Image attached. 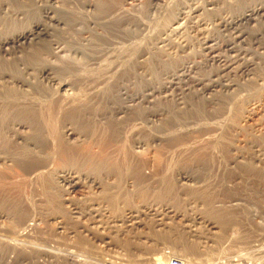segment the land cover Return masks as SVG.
<instances>
[{
  "label": "rangeland",
  "instance_id": "obj_1",
  "mask_svg": "<svg viewBox=\"0 0 264 264\" xmlns=\"http://www.w3.org/2000/svg\"><path fill=\"white\" fill-rule=\"evenodd\" d=\"M114 1L116 4L117 0ZM172 1L168 0L167 2L166 0V2L158 3L159 5L156 7H146V0L145 2L144 0H118V3L121 2V8L124 9H121L122 17L125 18V21L121 18L120 29L122 28V30L98 35L99 32H102L101 27H96L90 20L89 28L87 22L82 19L85 18L88 21L98 18L99 6L97 3L99 0H32V3L30 0H0V39L8 38L11 34L22 33L38 22L47 24L46 32L48 33L20 45H9L6 50L0 51V92L6 90L7 93L20 92L24 94L33 91V89L35 91V86H37L36 89H40L42 94L53 91L58 94L60 93L57 86L59 81L61 79L67 81L68 77L67 82L71 81L70 83L73 85L69 83L66 92L84 93L82 96L87 99L91 97L90 95L93 99V96L101 89L103 90L108 83L112 84L111 81L114 82L113 88L115 89L117 83V88H121L122 92L125 84L124 88L126 89L125 86H127L128 94H134V91H136L135 93L143 91L154 86L155 83V86H159L161 84L159 78H164L162 83L165 81L163 71L164 68L170 66L168 64H173L176 61L178 63L180 59L193 61L199 58L196 53L197 40L191 39L190 43L185 45L188 48L183 47V51L171 48L169 49L171 55L163 54L166 53L165 51L159 53L160 59L164 55L161 61L168 62L157 68L159 78H157V70H155L156 76L154 69L151 71L149 68L146 69L147 54L144 52L148 48L149 50L153 49L150 46H153L152 43H155L154 40L164 28L167 20L165 16H169L171 9L174 10L175 3L180 0ZM62 11L64 12L62 13ZM61 14L64 17L60 16ZM123 14H127V18ZM127 22L129 24L132 22L130 25L135 23V29H132L134 26H128ZM90 23L93 24L90 25ZM138 25L143 27L139 28ZM101 42L103 46L99 45ZM87 45L93 49L89 46L86 47ZM98 47H100L99 50ZM104 47H107L108 50L102 49ZM33 48L34 50H32ZM110 49H113V53L115 52L114 57L111 56L113 62L124 61L125 57V63L127 59L129 60L127 61L128 66L125 64L126 66L123 67L125 70L130 67L129 63H133V60H138V58L139 62L142 60L143 64L141 63V68L136 72L137 75L142 74L140 76H143L140 81V76H136L132 71L123 72L127 76L121 74L120 72L124 70L122 67L118 69L117 74H115L117 71L109 73L111 72L109 69L106 72L104 70L105 73L102 70L99 71L100 68H97L98 65H96L97 61L106 57L109 54L108 51H111ZM136 50L142 51L143 54L141 52L139 54V51ZM27 53H29L28 57ZM131 54L135 57L139 56L132 59ZM95 60L97 61L95 62ZM69 61L75 70L80 65H84L87 67H83L84 69L92 67L89 70L94 72L88 74L84 71L83 75L81 74L83 71L75 74L74 70L72 72L74 74L71 75L72 73L67 69L65 71L69 74L59 71V68L60 70L64 69L65 63ZM122 61L118 62L121 64L120 66H124ZM6 63L9 64V68L7 66L4 69ZM10 66L15 71L10 69ZM160 68L161 70H159ZM95 71L100 75L97 76ZM208 71H210L209 67L199 73L204 74ZM138 72L140 73L138 74ZM16 73L19 75H15ZM85 73L91 76L87 77ZM106 73L107 75H105ZM113 74L116 77H113ZM101 75L108 77L102 79L105 77ZM122 75L127 79H124ZM10 76L16 77V80L13 79L14 77L11 79ZM80 76L84 78L80 79L82 83L85 78L87 81L92 77L91 83L85 81L82 84L78 79ZM95 76H97L96 80ZM118 76L121 77L120 80H118L120 78ZM113 78L117 80L113 81ZM22 79L24 80L23 85L21 84ZM76 79L82 85H78L79 82L75 83ZM104 80L107 82L104 83ZM145 81L146 83H144ZM92 82L95 83V87ZM70 86L71 88L74 86L73 89L70 90ZM88 88L91 90L95 88L94 92L89 91ZM114 89L112 90L114 91ZM132 90L134 91L132 92ZM116 92H112L111 100L107 101V106L112 104L108 106L109 110L107 107L106 110L102 109V112L100 109V112L97 110L96 118L99 122L106 121L105 119L110 113H112L110 115L115 114L119 101L115 96ZM178 93H180V89L173 88L161 92L155 91L153 97L156 96L162 103L166 99H172V96ZM222 96L224 98L223 94ZM221 97L219 96V99ZM113 98H117V100ZM221 101L224 100L221 98ZM224 103L225 106L219 111L220 115L216 113L215 116L205 118L199 111L195 112V115L192 114L194 116L189 114L185 122L175 126L177 129H175L174 136L177 135L178 140H174L175 137H173L167 141L169 139L167 132L156 127L158 119L150 123L151 125L148 122H146L147 125L144 123L140 127L132 125L133 118L138 115V110L132 108L128 117L134 116L133 120L129 118L131 121L128 120V122L130 121L129 125L124 128L126 137L118 133L121 139H117L116 135L111 138L112 140L105 139L108 142L101 141L99 140L101 131H98L99 136L95 137L99 140V142L96 141L98 144L94 146L87 144L86 146L83 142L82 147L79 146L80 149L86 146V151L89 152L94 162L106 160L104 162L106 164L109 159H112L107 165H114L113 167L117 166L115 163L113 164V160L119 159L118 161H120L122 157L128 156L127 162L138 166L139 175L145 179L140 180V183H134L135 177L129 175L131 178L127 179L128 183L124 184L126 179L118 178L115 171L105 172L103 169H97L96 172H93L87 164L69 163L63 167V172L68 175L76 174L74 176L79 178V182L77 187L66 188L67 184L54 176L59 171L55 168L61 164L58 163L59 159L57 158L50 165L56 173L52 171L53 179L50 177V182H47L44 178L46 172H40L34 176L27 168L23 170L10 159V156L8 157L12 148H15V143L14 138L10 136L11 132L9 133L5 129L6 131L4 130L0 137V153L2 152L0 154V264H160L156 260L157 257H161L168 263L171 258H176L183 261L184 264H264V75L257 84L249 85ZM144 105L147 106V104ZM149 107L151 108L147 109ZM153 107H155L154 103L148 105L146 109L149 112ZM134 113L135 115H133ZM98 114L100 115L98 116ZM118 116L115 118L121 120ZM67 122L64 124H69V126L73 124ZM61 124L65 126L61 120H58L56 123L57 132L60 133L64 130L65 133ZM76 127L74 128L76 133L74 139L79 142L83 139L82 133H85V130ZM136 127L139 128L136 129ZM76 129L78 130L76 131ZM158 134L161 135L162 140H154ZM76 135L79 137L77 138ZM139 135L143 144L139 148H134L133 142L138 139ZM120 149L122 150L120 151ZM47 150L49 151V149ZM177 172H184L188 180H181ZM43 174L44 176H42ZM35 177L37 180L34 179ZM162 177L164 180L160 181ZM49 184H51V188Z\"/></svg>",
  "mask_w": 264,
  "mask_h": 264
},
{
  "label": "bare ground",
  "instance_id": "obj_2",
  "mask_svg": "<svg viewBox=\"0 0 264 264\" xmlns=\"http://www.w3.org/2000/svg\"><path fill=\"white\" fill-rule=\"evenodd\" d=\"M30 1L32 3V0H30ZM38 1H40V0H38ZM144 2H145V0H144ZM146 2H147V3H145V4H147L146 7L147 6L156 7V5H159L158 3L166 2V0H146ZM167 2H168V0H167ZM114 3H115L114 0H99V2L97 3L99 6L98 18L93 20V18L89 19L86 17L89 20L87 21L84 18V19H82V21L87 22V26H89L88 22L90 20H92V22L94 24L90 23V25L93 24V25H96V27H101L102 32L101 33L99 32L98 35L107 34V32H112V33H114L115 31L119 32V29L121 27L120 25L122 24L121 18H123L122 14H121V9H122L121 8V2L118 3V0H117V3L116 4H114ZM92 5H94V4H92ZM174 6H175L174 10L172 11V9H171V11H170L171 13L170 12H169L170 14L168 13L169 16L168 17L165 16L167 20L166 21L164 20L166 22V24H164V26H163L164 28L163 29L161 28L162 30L160 31L156 40H154L155 43H152L153 46H150L153 49L150 48L151 50H149V48H148L149 52L145 53L148 50H146L144 52V54H147V56L145 55L147 57V59H146L147 68L146 69L149 68L150 71H151V69H154V74H155V70H157L156 72L158 75L159 71L157 68H159L160 65H165V63H168L165 61L163 62V60L161 61V59L164 57V55L160 59L159 53H162L165 51L166 53H163V54L171 55L170 50H169L171 48L175 49V50L179 49V50L183 51L182 48L186 47L185 46L186 43L189 44L191 39L197 40V46H198L197 48L198 49H197L196 53L199 55L198 59L193 60V61H183L180 59L178 63H176L177 61L175 62L172 60L175 63L172 64L171 62H169L172 65L168 64L170 66L168 68H164L165 70L163 71V74L165 75V81H163V83H162V80H164V78L160 79L159 78L160 75H158V77H157V78H159L158 80L159 81L161 80L160 81L161 84L159 86H155V84H156L155 83L154 86L148 87V88L144 89L143 91H139L137 93H135L136 91L132 90V92L134 91L133 92L134 94H130V93L128 94L127 86H125L126 89L124 88L125 84L123 85V92L120 91L121 88H119V89L117 88L116 82H115L116 84H115V89H114L113 88L114 85H112L114 82L111 81L112 84L108 83V85L105 88H103V90L101 89L100 92H97L98 90L95 91L97 93L93 96L94 97L93 99L91 98L92 95H90L91 97L90 98L88 97V99H87V97H83L84 93L79 94V93L66 92V91H68V89L66 87L70 84L73 85V83H70L71 81L67 82L68 78H69L68 76H67L68 78L65 77L67 81L62 80V79H61V81H59L60 83L57 86L60 89V93H58V94L54 93V91L52 93L49 92L47 94H42L40 92V89H38V90L36 89L37 86H35V85H34L35 91L33 89V91L26 92L24 94H22L20 92L19 93H15V92L7 93V92H5L6 90L3 91V89H2L3 92H0V137L2 136L4 130L6 129L9 133L11 132L10 136H12L14 138V143H15V148L13 149L11 147L12 152H10V155H8V157L10 156V159L15 161L23 170H25L27 168V170H29L30 173L34 174V176L40 172H46L47 174L45 173L46 176L44 178H46L47 182H50L51 178L53 179L52 171L53 172L55 171L53 168L51 169V167H50V165H52L51 162H53L55 158L59 159L58 163L60 162L62 165L59 164V167L58 166H57V168L54 167L55 169H59V171L57 173L55 171L56 175H54V176L58 179H61V181L64 184H67L66 188L71 187V189H72V187L78 186L77 183L79 182V178H76L74 176L76 174L72 175V173H71V175L70 174L68 175L67 173L65 174V172H63V169H64L63 167L67 166L69 163H71V164L73 163L74 165H76V164L81 165L82 163L87 164L90 167V170L93 172H96L97 169H103V170H105V172L115 171L117 174L116 176L118 178L124 177L123 179L124 180L126 179L124 184L128 183L127 179L131 178V176L135 177L134 183H138V182L140 183V180L143 179V176L139 175L138 166H136L134 164H130L131 162L130 163L127 162L128 156L127 157L125 156V158L122 157V160H120V161H118L119 159L113 160V164L115 163L117 165L116 167H113L114 165H111V166L107 165L109 163L110 159L108 160V163H106V164H104V162L106 160L104 162H103V160L94 162L93 161L94 159H92L89 152L86 151L87 150L86 149L87 144L94 146V145L98 144L97 142H99V140L102 141V140L108 139V141H109V139H111L114 136L116 137V135L118 137L117 139H121V138H119L118 133H120L121 136L126 137L125 136V134H126L125 130L126 129H124V128H126V126L129 125V122L131 121L129 118L132 119L134 117L132 115H131V117H128V113L131 111L132 108L138 110V115H136V118H133L134 121L132 122V125H134V126L139 125V127H140L144 123L146 124V122H148L149 125H151L150 123L155 121V119H158L159 122L156 125V127L164 129V131L167 132V134H168L167 137H169V139L168 140L165 139V140L169 141L170 139L175 137L174 136V134H176L175 129H177V127L175 128V126L185 122L189 114L191 116H194L195 112L197 113V111H199L201 116L202 117L204 116L205 118H207V116H215L216 113H218L220 115L219 111L222 110L221 108L223 106H225V105H223V104H225L224 102L228 101L230 98L235 96L240 91L246 89V87H249V85L257 84V82L262 79V75H264V0H180L177 3H175ZM21 9L23 10V8H21ZM122 10H124V9H122ZM63 12L64 11H62V13ZM66 13H67V11H66ZM71 13H72V11H71ZM163 13H164V10H163ZM163 13H161V14H163ZM46 14H48V13H46ZM66 15H68V14H66ZM123 15H125V14H123ZM126 15H125V17H126ZM60 16H63V14H61ZM60 16H59V18H60ZM134 16H136V15H134ZM65 17H67V16H65ZM94 17H95V14H94ZM74 19L76 20V18H74ZM124 19L125 18H123V20ZM157 19H159V18H157ZM24 20H25V18H24ZM28 22H30V21H28ZM127 23L129 24V22H127ZM135 23H137V21H135ZM135 23H134V25L136 26ZM130 24H132V22ZM130 24L128 26H130V27L134 26V25H130ZM152 24H154V22ZM135 26H134V28L132 27V29H135ZM138 26H140L139 28L143 27L142 25H138ZM46 27H47V24H44L42 22L41 23L38 22L35 25H33L32 28L29 27V29H27L26 31H24L22 33L17 32L18 34H14V35L11 34V36H8V38H3V39L1 38L0 39V51L6 50L9 45H14V46L16 44L20 45L25 41H32L33 39L40 37V35H45L47 33ZM89 28H90V26H89ZM121 30H122V28L120 29V31ZM144 30H147V29H144ZM151 31H153V30H151ZM77 33H78V31H77ZM135 34H136V32H135ZM131 36H133V35L131 34ZM124 37H127V36H124ZM129 37H130V35H129ZM149 37H150V35H149ZM134 38H132V40H134ZM91 39H90V42H91ZM97 41H99V40H97ZM101 41H103V40H101ZM114 43H116V42H114ZM137 43L138 42L136 41V44ZM150 43H151V41H150ZM101 44H103V43L102 42L99 43V45H101ZM146 44H147V42H146ZM89 45H92V44H89ZM89 45H87L86 47H88ZM101 46H103V45H101ZM78 47H80V46H78ZM131 47H133V46H131ZM135 47H137V46H135ZM89 48H91V47L89 46ZM95 48H96V45H95ZM99 48L100 47H98V50H99ZM186 48H188V47H186ZM86 49H88V48H86ZM91 49H93V48H91ZM102 49L108 50L107 47H104ZM137 49H138V47H137ZM32 50H34V48ZM40 50H42V49H40ZM111 51H108L109 54H107L106 57L103 54L104 57L101 61L95 60V62L97 61L96 65H98L97 68H100L99 71L102 70V72H104V70H105V72H106V70L109 69L111 71L109 73L112 74V72L117 71L115 73V74H117L118 69L120 67H122V68L125 67L126 66L125 64H127V66H128L127 61H129V60L127 59V61L125 63L124 62L126 60V57H125L124 61L118 60L119 59L118 58V59H116V60H118L117 62H113V60H111V56H113V54L115 52L113 53V51L112 52ZM136 51H139V54H141V53L143 54V52L140 50H136ZM105 52H106V50H105ZM100 53H101V51H100ZM135 53H137V52H135ZM172 53H174V52H172ZM28 54L29 53H27V57H28ZM30 54H31V51H30ZM90 54H92V53H90ZM116 55H115V57H116ZM133 55H134V53H133ZM94 56H96V55H94ZM131 56H132V54H131ZM98 57H99V55H98ZM109 57H110L111 61L109 60ZM130 57H129V59H130ZM133 57H134V59L137 58L135 56H132V59H133ZM33 58H35V57H33ZM91 58H93V57H91ZM95 59H98V58L95 57ZM138 60H139V58H138ZM138 60L137 59L133 60L134 61L133 63H131V62H130L131 64L129 63L130 67H128V69L126 68V70L132 71L136 76L142 75V74H140V75L136 74L137 69L141 68V66H142L141 63L143 64V62H141L142 60L140 62ZM38 61H39V59H38ZM119 61H122V63H124V66H120L121 64L118 63ZM14 62H15V60H14ZM92 62H94V61H92ZM95 62H94V64H95ZM65 64L66 65L64 66V69L60 70V68H59V71H61V72L64 71L63 73H66L67 71L68 72L70 71V73L74 72L75 68L70 63V61L68 63H65ZM8 65L6 63V66L4 67V69ZM12 65H14V64L12 63ZM83 67H84V65H80V67L76 68L77 70H75L74 73L78 74L79 72L83 71V73H81V74L84 75V71L88 74L94 72V71L92 72V70H89L92 67L89 69H84L86 66L84 68ZM207 67L210 68V71H208V73H204V74L199 73L200 71L201 72L204 71V69H206ZM8 68H9V66H8ZM16 68H17V66H16ZM10 69H13V68H11V66H10ZM65 69H67V71H65ZM142 69L144 70L145 68H142ZM42 70H44V69H42ZM120 70L122 71V69H120ZM126 70L124 69L122 72H120V71L119 72L121 74H124L123 72L127 73ZM159 70H161V68ZM97 71H95V74ZM142 71H141V73H142ZM146 71L149 72L148 70H146ZM74 73H72L71 75H73ZM86 73H85V75H86ZM98 73L96 74L97 76L100 75ZM107 73L105 75H107ZM120 73H119V75H120ZM139 73L140 72H138V74ZM115 74H113V77H116V76H114ZM15 75H17V73ZM135 75H133V76H135ZM86 76L89 77L91 75H89V76L86 75ZM97 76H95V80L97 79L96 78ZM124 76H127V75L124 74ZM13 77L14 76H12L11 79ZM102 77H105V76H102ZM107 77L108 76H106L105 78H102V79H106ZM118 77H120V76H118ZM141 77H143V76L139 77V81L141 80L140 79ZM15 78L16 77H14L13 79H15ZM82 78H81V76H80V78L78 77L79 81ZM91 78H90V80H91ZM125 78L127 79V77H124V79ZM4 79H6V78H4ZM120 79H121V77L118 80H120ZM90 80H87V81L90 82ZM114 80L116 81L117 79L113 78V81ZM142 80L144 81V79H142ZM9 81H10V79H9ZM13 81H11V82H13ZM22 81L23 82H21V84L23 85L24 80L22 79ZM79 81L77 80L76 82L75 81L74 82L77 83ZM85 81H86V78H85ZM105 81L106 80H104L103 82L106 83L107 81L106 82ZM139 81H138V83H139ZM148 81H150V80H148ZM151 81H152V79H151ZM159 81H158V83H159ZM80 82L82 83V81H80ZM93 82H92V84L94 86L95 83H93ZM16 83H17V81H16ZM81 83L80 84L77 83V84L82 85L83 83L82 84ZM141 83H143V82H141ZM144 83H146V81ZM92 84H90V85L92 86ZM109 84L112 86V88ZM147 84L149 85L148 82H147ZM142 86H143V84H142ZM73 87L74 86H72V88H71V86H70V90L73 89ZM39 88H41V87H39ZM156 88H159V89H156ZM173 88L180 89V93H178L175 96H172V99H169V100L166 99V101L161 103V102H159L160 100H158L159 98H157L156 96L153 97L154 96L153 92H155V91L161 92V91H166L167 89H173ZM74 89H77V88H74ZM94 89L95 88H92V90L89 89V91L91 90L92 92H94L93 91ZM112 89H114V91ZM142 89H143V87H142ZM142 89L140 88V90H142ZM7 90H9V89H7ZM61 90H62V92H61ZM41 91H43V90H41ZM112 92L113 93L116 92L118 94V95L115 94V96H117V98L119 100L118 103L115 101L118 104V107L117 108L112 107L113 109L116 108L115 112H114L115 114L110 115V114H112V113H110L109 114L110 116L108 115L109 117L106 115L107 116V118L105 119L106 121L103 120L104 122L103 121L99 122V120L96 118V112H97V110H98V112H100L104 108L106 110V107L109 110L108 106H111L112 104L111 105L109 104L107 106V101L111 100L110 98H112L111 97ZM129 92H131V91H129ZM222 94L224 95V98H223V96L221 97ZM219 96L224 101H221V98L219 99ZM117 98H113V99L117 100ZM226 98H228V99H226ZM110 102H112V101H110ZM143 103L147 104V106H145ZM152 103H154L155 107H153L151 109L152 111L148 112L147 109H150L151 107H149V108H147V107H148V105H152ZM114 105H115V103H114ZM99 109H100V111H99ZM110 110H111V108H110ZM103 112H105V111L103 110ZM105 113L108 114V112H105ZM135 113L133 115H135ZM100 114H102V113H100ZM100 114H98V116ZM192 114H194V115H192ZM103 115H104V113H103ZM118 115H120V116H118ZM116 116L120 117L121 120H117L115 118ZM129 116H130V113H129ZM198 116H200V115H198ZM162 117H163V119H162ZM58 120H61L63 122V124L68 123L67 121H69V122L75 124L76 126H78L80 129L83 128V130H85V133H82V135H84L83 139L80 140L79 142H77V140L74 139V137H75L74 135L76 134L74 131L75 130L74 128L76 126L74 125V127H72L73 124H71V126H69V124H67V125L64 124L65 126H62V124H61L63 129H65V133H64V130H63V132H60V133L57 132L56 123L58 122ZM128 120H130V121L128 122ZM209 123H211V122H209ZM195 124H197V123H195ZM224 124H226V123H224ZM139 127H136V129ZM187 127H188V125H187ZM157 128H156V131H157ZM77 130L78 129H76V131ZM98 131H101L99 140H97L95 138L96 135L99 136ZM96 133H98V134H96ZM203 133H204V131H203ZM159 134L156 135L154 140H162L163 139L161 137V135H159ZM77 135H76V137H77ZM79 136H80V134H79ZM139 137H140V135H139ZM139 137H137L138 138L137 140H135V141L133 140L134 142L132 141L134 143V144L132 143L134 148H139V146H141L143 144V141L141 140L142 138L141 137L139 138ZM176 137L178 138L177 135H176ZM176 137L174 138V140L175 139L178 140ZM87 140H89L90 142H88ZM200 140H201V138H200ZM101 141H100V143H101ZM108 141H106V142H108ZM83 142H85V144H86V146L84 145L85 150H84V148H82V149L79 148V146L82 147L81 144ZM121 145H123V143ZM212 145H213V143H212ZM103 147H104V145H103ZM47 149H49V151ZM208 149H210V148H208ZM121 150L122 149H120V151ZM210 151H212V150H210ZM169 153H170V150H169ZM122 154H124V153L122 152ZM101 156H102V154L100 155V157ZM175 157H177V156H175ZM188 157H189V155H188ZM201 160H203V159H201ZM55 161H57V160H55ZM127 163H128V165H127ZM69 168H71V167H69ZM77 168H78V166H77ZM167 170H168V168H167ZM125 175H128V176L131 175V176L127 177ZM177 175L180 177L181 180L182 179L188 180V177L184 172H182V173L177 172ZM42 176H44V174ZM200 176H202V175H200ZM34 179H36V177ZM143 180H145V179H143ZM162 180H164V177H162V179L160 181H162ZM118 181H119V179H118ZM97 182H99V181H97ZM49 185L51 188V184H49ZM99 185H101V184H99ZM107 185H109V184H107ZM10 192H12V191H10ZM124 197H125V195H124ZM174 259H176V258H174ZM156 260H158L160 262V264H167L168 263V262L164 261V259L162 260L161 257H157ZM176 260H178V259H176ZM179 261H181V260H179ZM181 262L184 264L183 261H181Z\"/></svg>",
  "mask_w": 264,
  "mask_h": 264
},
{
  "label": "built area",
  "instance_id": "obj_3",
  "mask_svg": "<svg viewBox=\"0 0 264 264\" xmlns=\"http://www.w3.org/2000/svg\"><path fill=\"white\" fill-rule=\"evenodd\" d=\"M168 264H183L181 261L171 258Z\"/></svg>",
  "mask_w": 264,
  "mask_h": 264
}]
</instances>
